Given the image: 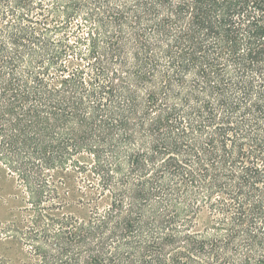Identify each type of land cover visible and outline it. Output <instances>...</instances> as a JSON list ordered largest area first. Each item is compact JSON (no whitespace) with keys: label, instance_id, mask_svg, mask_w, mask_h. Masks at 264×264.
Instances as JSON below:
<instances>
[{"label":"trees","instance_id":"16d2710c","mask_svg":"<svg viewBox=\"0 0 264 264\" xmlns=\"http://www.w3.org/2000/svg\"><path fill=\"white\" fill-rule=\"evenodd\" d=\"M0 167L29 264H264V0H0Z\"/></svg>","mask_w":264,"mask_h":264},{"label":"rangeland","instance_id":"374dc122","mask_svg":"<svg viewBox=\"0 0 264 264\" xmlns=\"http://www.w3.org/2000/svg\"><path fill=\"white\" fill-rule=\"evenodd\" d=\"M70 188L71 202L60 213L85 215L87 209L79 203L78 185L73 183ZM25 205L27 203L16 180L0 167V264L30 263L27 246L11 236L14 233L13 226L9 228L7 225L9 222L20 219ZM205 219L206 214H202L201 222L204 223Z\"/></svg>","mask_w":264,"mask_h":264}]
</instances>
